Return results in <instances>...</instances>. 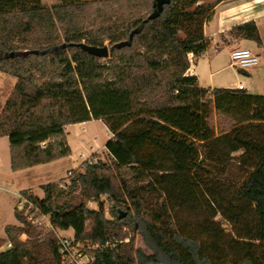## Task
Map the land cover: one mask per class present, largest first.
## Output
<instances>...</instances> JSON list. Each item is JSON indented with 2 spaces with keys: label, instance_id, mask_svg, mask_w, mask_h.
Instances as JSON below:
<instances>
[{
  "label": "trees",
  "instance_id": "1",
  "mask_svg": "<svg viewBox=\"0 0 264 264\" xmlns=\"http://www.w3.org/2000/svg\"><path fill=\"white\" fill-rule=\"evenodd\" d=\"M125 1L127 16L102 14L93 33L80 19L86 1L0 0V71L16 78L0 108L10 169L69 156V124L100 120L111 134L109 164L82 161L66 189L41 184L40 199L20 192L57 229L102 245L88 251L95 264H264V95L202 88L186 74L188 54L208 48L204 25L223 0H148L139 13L131 9L138 0ZM230 34L261 43L253 20ZM106 40L107 58L79 46ZM210 103L234 121L229 129L209 126ZM102 195L111 218L86 206ZM14 217L21 225L4 226L11 247L0 251V264H52L19 239L42 229L15 209ZM135 233L150 253L134 248ZM44 243L59 264L51 238Z\"/></svg>",
  "mask_w": 264,
  "mask_h": 264
},
{
  "label": "rangeland",
  "instance_id": "2",
  "mask_svg": "<svg viewBox=\"0 0 264 264\" xmlns=\"http://www.w3.org/2000/svg\"><path fill=\"white\" fill-rule=\"evenodd\" d=\"M61 0H41V4L44 6H52L60 3ZM88 2V6L85 8L84 12L80 15L81 21L85 26H89L93 33L97 31V28L101 25V16L102 14H113L121 15L126 17V13L129 10L128 4L125 0H83ZM213 0H202L203 3L212 2ZM148 0H138L135 7H132L135 13H139L141 9H145ZM251 4L254 5L255 9H258L264 6V0H248ZM133 3V1H132ZM212 17V16H211ZM79 19V20H80ZM259 33L261 38V43L257 44L262 48L259 50H255L258 54H264V18L259 20ZM209 39V38H208ZM227 39L233 40L237 39L235 36L231 34L228 38L222 36L223 41H227ZM108 41H104V44L107 45ZM241 47V46H237ZM247 48L246 46H244ZM229 73V72H228ZM230 74V73H229ZM226 75V74H224ZM227 76V75H226ZM231 77V75H229ZM229 79V78H228ZM237 82L242 83L244 86H247L250 82V79L245 74L239 73V76L234 79ZM16 82V78L11 74L0 71V108L3 106L5 100L9 96L12 91V88ZM238 83H236L237 85ZM246 90V89H245ZM247 91V90H246ZM210 112L208 117L209 126L214 129V132L220 133L221 131L229 129L234 121L222 114L221 112L215 110L210 103ZM67 131V139L71 144L73 153L68 158L63 159L62 161L55 163L52 167L38 165L31 168H25L18 171H12L9 168V154L8 150L6 152V147L4 142H0V251L5 250L9 240L3 230L4 225L6 224H14L21 225L18 222L13 213V207L16 201V194L18 193V189L29 187L33 192H31L38 199L42 198L44 193L40 188L41 184H46L51 182L58 183L59 187L66 189L68 182L70 171H82V168L79 167L80 163L84 160L90 162H96L98 160L109 164L111 158L108 152L105 149L106 141L111 137L110 132L107 127L103 124V122L99 120H91L87 125L83 127H79L75 124H70L67 129H65V138ZM7 141V140H6ZM8 143V142H7ZM9 148V144L7 149ZM92 149V152L87 154V156L82 157L81 153L83 150ZM240 153V151L234 152L232 155L235 157ZM80 161V162H79ZM79 163V164H78ZM78 165V166H77ZM77 166V167H76ZM71 168V169H70ZM67 169H69L67 171ZM66 185V186H63ZM14 191L17 193L14 194ZM20 192V191H19ZM78 190L76 191V193ZM86 206L89 209L98 210L100 206H102L103 213L105 217L111 218V209L113 208L112 202L107 198L106 195H102L99 197L98 201L89 200L86 202ZM222 222V225L229 230V224L225 223L220 216H217ZM39 228V227H37ZM42 232L35 229V233L28 237L26 234V238L24 241H27L26 245H34L38 247L39 252L42 257L48 259L50 263V249L49 246L44 243V239L51 238L52 242L55 244V234L53 232L46 231L44 228ZM49 232V235H43V233ZM57 233L62 236L73 237V230H59L57 229ZM36 234V235H35ZM120 234H124V239L129 241L132 232L129 227H122ZM133 246L134 248H140L145 253H150V250L145 246L142 241V238L138 233L133 234ZM22 241V240H20ZM22 241V242H24ZM125 241V240H124ZM125 241V242H127ZM81 244L86 245L88 247V241L81 240ZM89 251V250H88Z\"/></svg>",
  "mask_w": 264,
  "mask_h": 264
},
{
  "label": "crops",
  "instance_id": "3",
  "mask_svg": "<svg viewBox=\"0 0 264 264\" xmlns=\"http://www.w3.org/2000/svg\"><path fill=\"white\" fill-rule=\"evenodd\" d=\"M263 18H264V6L255 9L254 5L248 2V0H223L218 4H216L213 9L212 17L204 25V35L207 38H209L210 44L208 48L205 50V52L200 56H196L192 53L188 54L190 65L186 71V74L196 76L198 86L202 88H208V89H212L215 87L236 88L240 82H237V80L235 81L234 79L239 76L240 73L239 70L242 69H239L231 65L229 52L231 49L237 46H241V47L246 46L252 52L258 55L259 63L255 67H252L248 70H242L244 72L242 74H245L250 79V82L248 83L247 86L243 85L244 90L246 89L248 93L264 95V54H258L255 51L261 49L262 47L258 46L252 40H246V39H238V40L227 39V41L222 40V36H225V38L231 36L230 34L231 29L235 27L237 24L249 20H253L255 22L259 31V20ZM224 74H226L227 76ZM229 75H231V77ZM236 83L238 84L236 85ZM88 122L89 121L80 122V123H76V125L79 127H83L87 125ZM69 125L65 126V129H67ZM66 140L71 149V154L69 155L71 156L73 150L70 142L67 139V131H66ZM1 141L4 142L6 147V152L8 150V154H9V148L7 149L8 138L6 136L0 137V142ZM90 152H92L91 148L89 150H83L81 156L85 157ZM69 156L38 165L52 167L55 163H58L63 159L68 158ZM68 170L69 169H67V171ZM25 189H28L29 191L33 192L29 187L20 188L18 189L17 192ZM17 192L14 191V194ZM13 213H14V207H13Z\"/></svg>",
  "mask_w": 264,
  "mask_h": 264
},
{
  "label": "built area",
  "instance_id": "4",
  "mask_svg": "<svg viewBox=\"0 0 264 264\" xmlns=\"http://www.w3.org/2000/svg\"><path fill=\"white\" fill-rule=\"evenodd\" d=\"M229 58L231 65L242 69L248 70L255 67L259 63V57L252 52L249 48L235 47L230 50ZM237 88L244 89L242 83H239ZM17 198L14 204L16 212L21 214L26 223L35 227L44 228L46 231L53 232L55 234V246L58 254L59 264H95L93 254L88 250L100 249L102 245L99 243L88 242V247L81 244L79 240H75L74 237L62 236L57 233V228L52 224L50 216L47 213H43L39 206L28 196L18 192ZM26 233L22 232L19 235V239L24 241ZM127 241V239H124ZM106 243L105 245H107ZM7 247H11L8 243Z\"/></svg>",
  "mask_w": 264,
  "mask_h": 264
},
{
  "label": "water",
  "instance_id": "5",
  "mask_svg": "<svg viewBox=\"0 0 264 264\" xmlns=\"http://www.w3.org/2000/svg\"><path fill=\"white\" fill-rule=\"evenodd\" d=\"M156 2L158 3V5L164 4V3H168L169 0H156ZM79 46L86 51L88 54L94 55L96 57H100V58H107L109 56V50L107 45H103V46H95V45H89L86 44L84 42L79 43ZM125 216L124 212H120V214L118 215V218H122Z\"/></svg>",
  "mask_w": 264,
  "mask_h": 264
}]
</instances>
